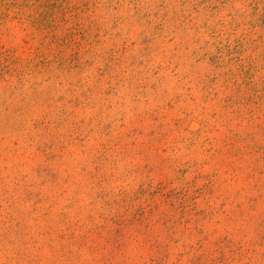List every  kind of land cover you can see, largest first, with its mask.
Segmentation results:
<instances>
[{
  "label": "rangeland",
  "instance_id": "1",
  "mask_svg": "<svg viewBox=\"0 0 264 264\" xmlns=\"http://www.w3.org/2000/svg\"><path fill=\"white\" fill-rule=\"evenodd\" d=\"M0 264H264V0H0Z\"/></svg>",
  "mask_w": 264,
  "mask_h": 264
},
{
  "label": "trees",
  "instance_id": "2",
  "mask_svg": "<svg viewBox=\"0 0 264 264\" xmlns=\"http://www.w3.org/2000/svg\"><path fill=\"white\" fill-rule=\"evenodd\" d=\"M10 7H14L13 5H11Z\"/></svg>",
  "mask_w": 264,
  "mask_h": 264
}]
</instances>
